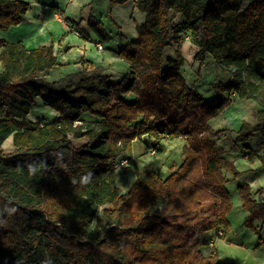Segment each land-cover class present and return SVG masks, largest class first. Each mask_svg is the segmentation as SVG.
<instances>
[{"label":"trees","instance_id":"trees-1","mask_svg":"<svg viewBox=\"0 0 264 264\" xmlns=\"http://www.w3.org/2000/svg\"><path fill=\"white\" fill-rule=\"evenodd\" d=\"M130 1L145 20L118 52L131 71L117 81L91 66L49 82L42 74L58 66L52 42L27 49L0 40V264H230L211 251L210 240L231 230L226 174L236 179L240 172L216 143L221 131L208 122L231 105L232 94L255 100L257 123L240 125L234 148L240 145L249 162L259 160L264 169V0L109 3ZM29 9L23 0H0V31L19 25ZM171 12L184 22L169 28ZM88 28L100 43L110 40L93 17ZM186 32L198 49L194 61L201 65L210 56L234 71L236 84L214 86L221 97L205 100L182 75L180 36ZM172 41L175 58L164 68ZM40 102L57 116L30 121ZM173 111L193 112V124L184 129L170 120ZM254 133L262 138L255 149L247 144ZM148 134L157 151L159 134L185 136L183 160L165 179L150 163L133 166L135 181L125 192L117 170L129 173L136 163L132 142ZM10 137L13 150L5 152ZM78 139L88 142L77 146ZM131 157V165L117 167ZM237 192L244 227H264V200L254 199L246 183ZM207 203L213 204V234L170 220Z\"/></svg>","mask_w":264,"mask_h":264},{"label":"rangeland","instance_id":"rangeland-1","mask_svg":"<svg viewBox=\"0 0 264 264\" xmlns=\"http://www.w3.org/2000/svg\"><path fill=\"white\" fill-rule=\"evenodd\" d=\"M94 7L95 8L93 13L95 15H92L91 17L94 18V21L99 23L103 31L108 36L116 38L115 41H111V37L108 42L102 43L105 48V54L106 51L113 48L114 45H117V43L124 42V40L119 39L120 33H124V39H128V41L131 39L132 33L134 32V26H136L137 23H135L133 18L129 19V5L111 6L109 0H96ZM136 13L137 14L134 18L138 22L139 18L142 19L144 17V14L140 11H137ZM181 22H184V17L182 16V14L177 12L170 13L169 28ZM119 23L121 26L119 25ZM92 34L95 38L97 37L94 32H92ZM180 39L182 56L184 58V65L181 69V73L187 80V83L189 85H194L195 90L201 96H203L205 100H212L222 96L214 90L215 85L220 83H229L231 81H233L234 84L237 83V81L233 80L234 71L219 66L210 56H207L205 61L201 65L198 62L194 61V57L198 49L192 43L191 35L189 32L182 34L180 36ZM170 47L171 49L175 50L176 44L172 41ZM116 66L120 68V71L126 69L125 62H118ZM245 75H247V72L245 73ZM262 90H264V84L261 91ZM223 96L228 97L227 94H224ZM230 97L232 99L231 105L220 116L208 122V125L212 130L221 131V134L216 139V143L218 147L222 148L225 151V157L228 156L227 154H230L228 156L229 161L231 160L233 164L235 162L236 169L240 172V175L236 179H232L231 174H226V177L229 181L226 184V188L231 195V200L233 203L232 210L227 217L231 223V230L229 232L228 239H225V237L227 236L226 235L222 239L226 241L221 242V244L218 246V256L221 261L230 264H264V227H261V225H259L258 223H255L257 231L244 227L243 221L246 214L241 207V200L237 192L238 185L245 184V180L248 178L247 175L251 174L243 173V175H241L242 173L239 169L243 170V172L247 171V168L251 169V167L253 168V170L258 169L261 167V163L259 162V160H255L250 163L246 157V154L244 153L243 148L240 145L237 146L238 149L234 148L235 139L237 137V131H235L237 126H239L243 122L249 123L250 125H255L257 123L256 112L261 107L255 100L240 101L235 97L234 94H232ZM169 119L172 121H180L183 128L186 129L189 127V125L193 124L194 113H179L173 111ZM159 136L164 137L163 142L166 143V146L163 147V151L167 150V152L169 153V150L171 149L170 146H174L176 145V143L180 142L181 144L178 145V150H181L180 154H183V147L186 144L185 136L179 135L176 138L170 139L169 135L166 136V134H159ZM160 140H158V142ZM261 141L262 138L260 137V135L254 133L247 144L255 149ZM134 151L135 152L134 154H132V156L135 158L136 163L132 165L133 170V166H137V164L141 165L144 162L148 163L146 162L147 159V161L152 160V162L157 159L155 158L156 155L155 157L149 156L147 154V147L145 145H140V143L135 144ZM173 152H170V156H179V154H174ZM168 153L163 152L162 157L164 159L167 158ZM128 174L129 173H124L125 176H127ZM121 179L124 180V177L122 176ZM125 186H121L122 189H126ZM255 187L256 188L254 189V191L256 189H259V191H261V193H259V191L256 190L255 194L259 195L258 198L263 197L264 199L263 176L258 177V180L255 182ZM262 188L263 190H261ZM212 210L213 205L209 204V208L205 209V211L201 215L197 214L198 216H193L192 219H188V224L191 225V227L194 225L192 227L193 231H195L197 228H209L211 233L213 234L214 230L212 225L214 222V216L212 214Z\"/></svg>","mask_w":264,"mask_h":264},{"label":"crops","instance_id":"crops-1","mask_svg":"<svg viewBox=\"0 0 264 264\" xmlns=\"http://www.w3.org/2000/svg\"><path fill=\"white\" fill-rule=\"evenodd\" d=\"M23 1H26L30 4V9L22 17V22L19 25L12 27L8 31H0V40H4L7 43H21L27 49H34L40 45H48L50 42H52L53 52L58 58V66L42 74V76L49 82L58 81L67 75L81 72L84 69H89L91 66L95 68H101L102 73L108 76V78L112 81H117L122 77H125L131 71V64L126 62L123 58L118 57L117 55V53L128 41V39L123 38L124 33L119 34V39L124 40V42L117 43V45H114L113 48L106 51L105 54V48L103 44L99 42L97 37L95 38L93 36L91 30L88 28L87 24L89 18L92 15H95L93 12L96 0ZM125 5H129V19L133 18L135 23L137 24H141L144 22V13V17L142 19L139 18L138 22L134 18L137 14L136 12L138 11L135 2L130 1ZM134 32L132 33V37L129 41L137 38L135 26ZM115 40L116 38L112 37L111 41ZM97 44L102 45V51H98L96 49ZM174 58V50L171 49V47H167L163 52L164 68L167 67V61L173 60ZM118 62H125L126 69L120 71V68L116 66ZM191 86L195 87L194 85ZM126 98L130 101H134L136 95L129 94ZM56 116L57 113L54 110L43 106L40 102L39 105H37L28 115V118L32 122L41 120L44 123L51 121ZM240 125L237 126L235 131H238ZM163 139L164 137H162L161 140L159 139V142L157 141L159 147L161 148L159 151H157L156 157L155 155L152 156L157 159L153 162L152 160L147 161V159L146 162L152 164L153 169L159 173L160 177L165 179L172 171L179 167V165L181 164L180 162L183 160V154H180L181 150H178V145L181 144L179 141V143H176V145L170 146L171 149L169 150V153L167 152V150L163 151V147L166 146V143L163 142ZM153 140L154 137L151 134L143 135L141 138L134 140L132 142V150L130 153L134 154L136 143L145 145L148 148V146H150L151 144V141ZM87 142V139H78L77 141H75L77 146H83ZM172 148L174 152L172 151ZM3 149L5 150V152L13 150L11 137L8 138L3 144ZM163 152L168 153V157L165 159L162 157ZM170 152L179 154V156H170ZM227 155L229 156L230 154ZM228 156H224V158L229 161ZM148 163L144 162L141 165L137 164V167H142L143 165ZM234 165L236 167L235 162ZM132 170L133 169L131 168L127 176L124 175L123 170H117V185L120 189H122V187L126 185V189H122L125 192L135 181V172L134 170ZM239 170L242 173L241 175H243V173H251L250 175H247L248 178L245 180V183L250 185L252 197L258 202H262L264 200L263 197L258 198L259 195L255 194V191H259V189H256L255 191L254 189L256 188L255 182L258 180V177H264L263 169L260 167L253 170V168L251 167V169L247 168V171L245 172H243V170L241 169ZM122 176L124 177V180L121 179ZM261 190H263V188ZM259 193H261V191H259ZM209 204L212 203L204 204L202 208L196 213L183 217H172L170 218V220L188 225V219H192L193 216L201 215L205 211V209L209 208ZM106 208L111 209L110 206H106ZM228 237L229 234L225 237V239L227 240ZM226 240H215L214 238H211V251L217 253L218 255V246L221 244V242H225Z\"/></svg>","mask_w":264,"mask_h":264},{"label":"built area","instance_id":"built-area-1","mask_svg":"<svg viewBox=\"0 0 264 264\" xmlns=\"http://www.w3.org/2000/svg\"><path fill=\"white\" fill-rule=\"evenodd\" d=\"M96 49H97L98 51H102V50H103V47H102L101 44H97ZM166 136H168V135L166 134ZM156 153H157L156 147H151V148H149L148 151H147V154H148L149 156H154V155H156ZM133 159H134L133 157H131L130 159H127V158H121V159L119 160L118 164H117V167H118V168L126 167V166H128V165L130 164V162H131ZM217 234H218L219 236H221V235H222V229H219ZM211 245H212V242L210 243V246H211Z\"/></svg>","mask_w":264,"mask_h":264},{"label":"water","instance_id":"water-1","mask_svg":"<svg viewBox=\"0 0 264 264\" xmlns=\"http://www.w3.org/2000/svg\"><path fill=\"white\" fill-rule=\"evenodd\" d=\"M123 194H124V192H123Z\"/></svg>","mask_w":264,"mask_h":264}]
</instances>
